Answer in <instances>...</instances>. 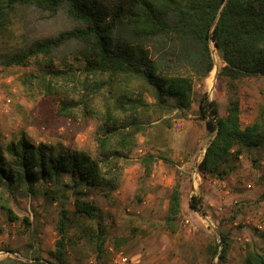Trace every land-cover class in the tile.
<instances>
[{
	"label": "trees",
	"instance_id": "obj_1",
	"mask_svg": "<svg viewBox=\"0 0 264 264\" xmlns=\"http://www.w3.org/2000/svg\"><path fill=\"white\" fill-rule=\"evenodd\" d=\"M25 6L63 10L79 25L2 53L3 64H37V72L23 81L52 98L61 115H90L102 88L104 109L95 137L96 157L61 143L35 144L23 134L6 145L7 158L0 146V208L8 220L31 226L3 197L18 189L34 194L42 185L43 196L58 206L54 248L48 257L34 249L25 259L7 256L0 264H67L68 247L82 238L92 242L99 257L108 228L104 211L86 197V190L117 189L122 162L135 149L137 134L156 119L169 126L165 113L191 108L195 80L206 78L215 67L213 52L222 61L216 75L228 79L229 96L224 114L217 99L206 93L198 98L197 118L209 138L195 164L197 172L222 180L236 168L244 148L264 149V115L241 125L233 83L245 76L264 77V0H0V34L14 11ZM70 43L71 62L55 67L57 49ZM133 81L138 82L135 89L130 87ZM68 83L81 84L84 91L70 96ZM148 92L152 101L145 99ZM156 159L170 162L159 151L140 157L145 176ZM189 206L202 211L197 196H191ZM181 210L180 184L175 182L163 217L169 232L178 230ZM217 233L219 241L207 245L206 252L217 257L212 264H226L230 241L223 230ZM256 233L260 241L245 248L241 264H264V232Z\"/></svg>",
	"mask_w": 264,
	"mask_h": 264
},
{
	"label": "rangeland",
	"instance_id": "obj_2",
	"mask_svg": "<svg viewBox=\"0 0 264 264\" xmlns=\"http://www.w3.org/2000/svg\"><path fill=\"white\" fill-rule=\"evenodd\" d=\"M78 25L63 10L25 6L14 11L7 28L0 34V146L5 158L8 157L6 145L16 142L22 134L35 144L61 143L97 156L95 137L102 123L104 89L91 105L90 115L84 116L79 111L61 115L52 98L23 81L37 72V64L6 66L1 56L18 45H28ZM70 45L57 49L55 67H61L64 60L71 62ZM212 55L215 67L206 78L195 80L191 108L181 113H165L169 126L156 119L144 133L137 134L135 149L122 162L117 189L112 192L96 187L86 190V197L104 211L108 228L106 241L97 257L92 242L82 238L68 247L67 264H116L114 261L119 256L126 257L128 264H212L217 257L210 258L206 246L219 241L218 229L226 232L230 241L226 264H241L245 248L260 241L256 231L264 232V149L244 148L246 167L241 168L239 164L223 182L213 183L218 177H202L199 173V179L193 180L195 164L209 138L204 122L197 118L198 98L206 93L209 98L217 99L224 114L229 96L228 79L216 75L222 61L215 52ZM233 83L240 101L241 123H249L261 113L264 115V77L245 76ZM70 84L66 87L70 96L78 97L84 91L81 84L75 87ZM137 85V81L130 83L132 89ZM145 99L152 101L150 92ZM156 151L165 153L170 162L156 159L149 176H145L140 157ZM254 158L256 161H252ZM175 182L180 184L182 210L178 230L172 233L165 228L163 217ZM37 187L39 190L34 194H26L22 189L13 195L3 194L16 214L28 217L31 226L8 220L0 208V259L7 256L25 259L34 249L42 257H48L54 248L58 206L43 196L42 185ZM192 195L200 198L202 211L189 206Z\"/></svg>",
	"mask_w": 264,
	"mask_h": 264
},
{
	"label": "built area",
	"instance_id": "obj_3",
	"mask_svg": "<svg viewBox=\"0 0 264 264\" xmlns=\"http://www.w3.org/2000/svg\"><path fill=\"white\" fill-rule=\"evenodd\" d=\"M198 179H199V174H198L197 171H195V175L193 177V180L197 181ZM218 181H221V180L219 178L218 179H216V178L213 179V183H217ZM114 262L116 264H128L127 259L124 256H119Z\"/></svg>",
	"mask_w": 264,
	"mask_h": 264
},
{
	"label": "crops",
	"instance_id": "obj_4",
	"mask_svg": "<svg viewBox=\"0 0 264 264\" xmlns=\"http://www.w3.org/2000/svg\"><path fill=\"white\" fill-rule=\"evenodd\" d=\"M246 124H247V123H244V124L241 123L242 126H244V125H246ZM239 162H240V163H238V165L241 164V168L246 167V165H244L243 154L240 155ZM238 165H237V166H238ZM220 180H221V179H220ZM221 181L223 182V180H221ZM249 185H250V184H247V186H249ZM262 201L264 202V197H263Z\"/></svg>",
	"mask_w": 264,
	"mask_h": 264
},
{
	"label": "water",
	"instance_id": "obj_5",
	"mask_svg": "<svg viewBox=\"0 0 264 264\" xmlns=\"http://www.w3.org/2000/svg\"><path fill=\"white\" fill-rule=\"evenodd\" d=\"M196 165H197V163H196Z\"/></svg>",
	"mask_w": 264,
	"mask_h": 264
}]
</instances>
